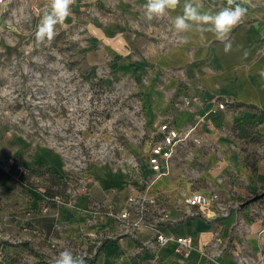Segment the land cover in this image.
Segmentation results:
<instances>
[{"label":"crops","instance_id":"1","mask_svg":"<svg viewBox=\"0 0 264 264\" xmlns=\"http://www.w3.org/2000/svg\"><path fill=\"white\" fill-rule=\"evenodd\" d=\"M202 2L211 13L226 6V0ZM146 3L74 0L66 21L83 23L86 60L98 73L106 66L112 76L136 84L148 139L165 120L182 136L194 128L175 148L169 172L155 178L151 188L172 218L162 231L188 237L192 245L186 249L170 240L157 251L139 252L138 241L124 236L106 242L93 264H264V78L259 75L264 71V13L237 0L247 14L220 42L195 25L189 32H175L173 21L183 14L185 0L152 20L146 18ZM184 37L187 43L181 42ZM220 103L226 104L224 109ZM27 141L0 135V235L23 241L9 246L12 259H0V264H53L46 240L50 235L63 244L86 247L93 235L110 226L95 217L94 207L109 201L123 206L141 189V178L152 175L146 157L137 176L130 167L90 166L83 176L90 179L85 196L43 212L50 198L42 189L16 183L2 163L15 156L29 173L42 168L62 178L64 159L52 146ZM194 192L217 194L219 202L189 208L185 198ZM140 237L149 239L150 233Z\"/></svg>","mask_w":264,"mask_h":264},{"label":"rangeland","instance_id":"2","mask_svg":"<svg viewBox=\"0 0 264 264\" xmlns=\"http://www.w3.org/2000/svg\"><path fill=\"white\" fill-rule=\"evenodd\" d=\"M247 3L264 13V0ZM46 11L45 0H5L0 6V135L62 153L64 177L42 168L22 177L50 198L46 206L58 210L74 204L78 194L86 195L82 177L90 166L130 167L133 173L130 163L141 169L148 145L136 84L112 76L106 66L98 73L86 60L83 23L65 20L55 26L53 40L38 43L36 31Z\"/></svg>","mask_w":264,"mask_h":264},{"label":"built area","instance_id":"3","mask_svg":"<svg viewBox=\"0 0 264 264\" xmlns=\"http://www.w3.org/2000/svg\"><path fill=\"white\" fill-rule=\"evenodd\" d=\"M5 0H0V6ZM188 102V101H187ZM225 103H220L219 108L224 109ZM194 128L190 129L182 136L181 133L173 126L170 120L161 123L159 131L149 137L150 150L147 151L146 159L152 175L149 178H141V189L138 193L131 194L125 201L123 206H118L115 202L109 201L107 204H98L94 207V215L105 224L109 223L104 231L100 234L93 235L87 242L86 247L74 246L68 243H61L54 235L46 236V240L50 244L52 250V259H54L61 251L68 249L74 254L83 255L86 264H93L94 260L101 254L106 242L119 239L124 236L133 237L138 241L137 250L139 252L145 250H155L161 245L166 244L170 240H175L179 247L190 249L192 241L188 237H172L162 231V226L171 222L172 218L168 211L164 210L159 202V196L151 190L152 183L155 178L165 175L169 172V163L175 151L184 139H186ZM144 135L147 137L146 131ZM128 159V158H127ZM6 174L18 184H23L22 177L28 173L27 165L15 156H8L2 163ZM130 166L134 175L139 174V166L137 162H131ZM82 177L84 184L81 189H88V181ZM77 197V196H76ZM219 196L217 194L206 195L201 192H194L185 198L186 206L189 208L197 207L203 209L211 204H217ZM62 203V202H60ZM65 205H70L66 203ZM48 206L43 208V212H47ZM150 233V238L143 240L140 235ZM23 241L8 236L0 235V259L6 263H10L12 255L6 250L9 246L21 244Z\"/></svg>","mask_w":264,"mask_h":264},{"label":"clouds","instance_id":"4","mask_svg":"<svg viewBox=\"0 0 264 264\" xmlns=\"http://www.w3.org/2000/svg\"><path fill=\"white\" fill-rule=\"evenodd\" d=\"M73 3L74 0H49L46 7L50 8V11L45 12L36 31L38 43H43L45 39L48 41L54 39L55 26L63 25L71 14ZM179 4L180 0H147L143 8L146 18L152 20L154 17L164 16L168 10H175ZM203 9L202 0H185L183 14L177 15L173 21L175 32L177 34L189 32L195 25L201 33L210 32L216 40L225 42L233 29L243 22L248 11L246 7L237 3V0H226V6H222L221 10L215 13ZM181 42L187 43L188 40L184 37ZM230 50L229 42L225 44L224 51L227 53ZM259 75L264 78V71H261ZM53 264H86V261L83 255H77L65 249L54 258Z\"/></svg>","mask_w":264,"mask_h":264},{"label":"bare ground","instance_id":"5","mask_svg":"<svg viewBox=\"0 0 264 264\" xmlns=\"http://www.w3.org/2000/svg\"><path fill=\"white\" fill-rule=\"evenodd\" d=\"M162 176H164V174H163V175H161V176H159V177H162ZM159 177H158V178H159Z\"/></svg>","mask_w":264,"mask_h":264}]
</instances>
